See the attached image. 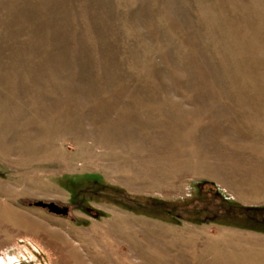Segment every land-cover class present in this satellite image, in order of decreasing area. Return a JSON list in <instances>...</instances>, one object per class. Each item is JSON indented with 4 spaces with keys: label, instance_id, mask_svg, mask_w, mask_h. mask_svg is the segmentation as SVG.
Wrapping results in <instances>:
<instances>
[{
    "label": "rangeland",
    "instance_id": "rangeland-1",
    "mask_svg": "<svg viewBox=\"0 0 264 264\" xmlns=\"http://www.w3.org/2000/svg\"><path fill=\"white\" fill-rule=\"evenodd\" d=\"M0 264H264V0H0Z\"/></svg>",
    "mask_w": 264,
    "mask_h": 264
},
{
    "label": "water",
    "instance_id": "water-1",
    "mask_svg": "<svg viewBox=\"0 0 264 264\" xmlns=\"http://www.w3.org/2000/svg\"><path fill=\"white\" fill-rule=\"evenodd\" d=\"M35 206H39L41 208L47 209L51 213L55 214H65L67 212V207H62L60 208L57 203L52 202V201H35L33 203Z\"/></svg>",
    "mask_w": 264,
    "mask_h": 264
}]
</instances>
